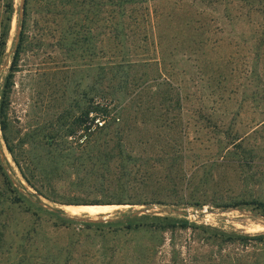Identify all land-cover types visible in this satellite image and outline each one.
<instances>
[{"label":"trees","instance_id":"obj_1","mask_svg":"<svg viewBox=\"0 0 264 264\" xmlns=\"http://www.w3.org/2000/svg\"><path fill=\"white\" fill-rule=\"evenodd\" d=\"M32 1L34 5L31 8V0H26L24 17L18 19L22 29L3 85L0 120L6 146L22 176L37 195L70 205H145L159 202L162 195L147 192V189L161 186L164 182L168 185L178 183L174 172L180 169L189 150L188 143L182 139L188 138V127L193 123L203 128L214 124L221 136L216 143L222 154L220 157L224 155V158L221 162L213 161L211 166L221 165L225 158L235 159L241 166H256L254 158L262 148L260 143L245 147L246 137L238 130L230 132L234 121L226 127L225 120L216 122L212 120V114L217 109L227 111L228 105L235 101L230 93L234 90L229 86L234 76L241 79L238 90L234 91L241 92V101H235L240 108L237 115L246 106L259 109L264 114V72L261 71L264 22L260 20L264 17V0H202L207 4L199 0ZM4 2L0 58L7 49L15 12L14 0ZM198 2L212 9L222 4L232 5L228 10L233 14L232 23L245 19L252 24L255 39L250 40L255 46L250 48L251 61L245 68L234 66L237 54L230 56L227 70L211 65L203 68L197 64L198 50L203 47L201 41L192 38L185 44L181 29L185 27L200 32L206 27L187 8ZM33 14L43 18L42 22L35 21V27H44L52 32L53 26L60 25L61 49H65L69 56L81 52L94 57L98 34L103 44L101 54L104 62L99 67L98 76L92 74L95 79L90 81L84 98L77 99L82 111L73 122L67 126L60 123L59 117L55 128L41 136L35 133L32 138L26 134L15 144L8 134L7 99L13 75L19 68L21 52L28 41ZM98 21L101 30L95 33L93 27ZM116 109L126 118L122 121L115 118V127L106 119ZM133 111L144 112L148 116L144 122L148 124L152 119L150 123L159 132L155 133L158 135L156 140H147V146L161 147L155 158L145 157V160L143 155H137L135 146L123 135L136 124L127 117ZM92 113L96 115L90 116ZM184 115H190L189 120H184ZM98 116L106 122L96 124V118L101 119ZM116 119L120 123H116ZM87 122L90 124L86 125ZM84 124L86 134L81 141L76 134ZM255 126L254 131L259 127L263 130L264 119ZM111 131L116 132L115 139L102 136ZM174 131L181 133L177 146L171 143L176 137ZM29 142L44 148L45 154L40 161L33 159L35 162H26L24 166L17 158L16 149ZM262 142L264 144V139ZM0 177L5 186L0 192V264H113L118 252L115 239L121 234L137 235L144 231L159 239L165 232L176 229H191L194 243H200L198 247L190 246L189 264H264V231L225 230L209 224H197L186 217L150 213L127 214L122 219L108 222H85L82 229H75L70 227L74 221L61 216V210H51L22 192L1 160ZM194 178L192 175L187 180L189 189L195 184ZM173 189L179 200L186 197L184 203L187 206L201 209L209 203L206 190H190L181 198L176 192L177 186ZM222 197L216 195L211 203L222 208L249 206L264 216V193L250 194L249 198L244 194L226 199ZM218 199L222 202H217ZM21 225L22 229H19ZM63 229H69V238L60 243L55 234ZM86 237L95 238L91 246L94 256L87 248ZM107 241L112 243L107 249L109 257L102 260L101 251ZM252 257L254 259L250 262Z\"/></svg>","mask_w":264,"mask_h":264},{"label":"rangeland","instance_id":"obj_2","mask_svg":"<svg viewBox=\"0 0 264 264\" xmlns=\"http://www.w3.org/2000/svg\"><path fill=\"white\" fill-rule=\"evenodd\" d=\"M21 2L22 0H14L15 12L11 23L9 41L4 55L0 58V100L4 87L3 85L6 76L9 74V68L12 64L14 52L16 51H14V48L15 46L17 47L16 36L20 28L18 19L21 18ZM203 3L207 4V2ZM4 4V0H0V33L3 26L2 12ZM30 4L32 8L34 2L31 0ZM205 4L198 2L188 5L187 8L192 11L191 15L193 17L196 16V18L200 20V24L203 26L206 25V27L199 30L200 32L190 30L189 28L185 29V27L181 29L183 31L182 37L185 44H188L192 38L201 41L200 43L203 47L198 50L197 64L201 65L203 68H206L207 65H211L214 68L223 67L227 70V68H229L228 64L231 61L230 56L237 54L234 66L240 69L245 68L248 62L251 61L250 56L252 55V51L250 48L255 46L252 45L253 41L251 42L250 40L255 39L252 24L245 19H241L238 23H232L233 14L231 15V12L228 11L232 9V5L222 4L216 9H212ZM36 20L42 22L43 18L33 14L30 19V34L28 41L25 43V50L21 52L19 68L13 75V83L7 99L8 121L10 122L8 134L13 138L15 144H17L19 138L26 136V134H29V138H32L35 133H39L41 136L48 130L55 128L59 117L60 123H66L67 126L73 122L82 111V108L77 104V99L84 98L83 95L85 91H88L87 87L90 81L95 79L92 78V74H95L97 77L100 71L99 67L104 62L101 54V47L103 44L98 34L96 36L97 49L94 57L82 55L81 52H76L72 57L69 56L65 49H61L60 25L57 24L53 26L51 32L48 29L45 30L44 27H35L34 24ZM260 20L264 22V17L260 18ZM99 24L98 21L96 22V26L93 27L95 33L101 30V27L98 26ZM90 63L91 65H89ZM181 63L184 64L183 62ZM92 69L93 71H91ZM261 71L264 72V57L262 58ZM207 74L208 73H206V75ZM229 84L230 88L236 91L241 84V79L236 76L231 77ZM191 91H194V89L191 88ZM234 91L230 92L232 98L240 102L241 92ZM235 101L232 105H228L229 108L227 111L225 109L215 110L212 114V120L216 122L225 120L226 127L231 121H234L232 123L234 128L231 129L230 132L233 133L238 130L243 134L246 137L244 142L245 147L250 146V144L260 143L262 148L258 150L254 158V160H256L254 165L256 166L250 167L248 164L241 166L237 163V160H230L231 158H225V162H222L221 165L211 166L213 161H223L224 155L220 157L222 154L220 155L219 147L216 143L217 139L221 136L219 132H217L216 127H214V124H210L208 128H203L200 124L196 127L193 123L188 127V138L185 139V137H183L182 139L188 143L189 150L185 153L187 156L183 159V164L181 163L182 166L180 169L174 172V177L177 179L178 183L176 185L173 183L172 185H168L167 182H164L161 186L156 185L148 188L147 192L162 195L159 202H151L145 205L110 204L118 205L119 207L108 213L109 215L107 214V217L112 220H118L126 217L127 214L133 216L144 213L173 215L186 217L191 222L197 224H209L225 230L235 229L252 233L264 231V216L252 210L251 207L222 208L216 207L211 203L215 200L216 195H221L223 196L222 199H226L237 194H244L246 198H249L250 194L264 193V144L262 142L264 139V137H262L264 136V129L262 130V128L259 127L254 131L256 127L255 124L264 119V114L259 109L246 106L241 110V114L237 115L238 110L240 113V108ZM95 115V113H92L90 116L93 117ZM117 117L121 118L122 121L126 118V115L120 113V110L116 109L110 113V116L106 120L116 127L117 125L114 119ZM127 117L130 121L136 122V124L133 125V129L130 130L129 128L126 130L123 135L128 137L127 140L131 141L133 146H135L137 155H143V159H145V157L155 158L158 153L161 152V147L155 145L153 147L147 146V140L150 139V142H153L158 136L157 134L155 135V133H159L155 130V125L150 123L152 119H150L147 124L144 120H146L148 116H146L144 112L136 111L129 113ZM189 117L190 115H184L183 118L184 120H189ZM100 118L102 123L106 122L105 119L102 117ZM117 122L120 123L118 119H116V123ZM95 123L99 125L102 124L97 123V120H95ZM87 124H90V122H87L86 125ZM84 126L85 124L78 129L76 134V136L80 137L81 141L85 139L86 132L83 129L85 128ZM173 134L176 135V137H174L175 139L171 143L177 146L176 144H179L181 140V133L180 131H174ZM114 135H116V132L111 131L109 134L106 135L105 133L102 136L115 139L116 137ZM68 139H71V137H68ZM170 149H172L171 146ZM44 154V148L41 149V147L32 145L31 142L22 145V148L17 147L16 149L17 158L24 166L26 162L32 163L40 161ZM33 159H35V161H32ZM0 160L14 179L15 184L22 192L28 193L35 202H39L45 207L52 206L54 208L67 210L65 206L70 204H61L44 196H39L36 190L28 185L13 155L6 146L4 134L1 129V120ZM192 175L195 177V184L189 189L187 180L192 177ZM180 177L181 179L179 181ZM183 178H186V181L183 182ZM176 186V192L179 193L180 197L184 194L186 195L190 190L192 192L197 188L206 190L209 203L205 204L201 209L187 206L184 203L186 197H181L182 199L179 200L175 196L173 188ZM4 188L5 186L0 177V192ZM222 199H218L217 202H222ZM129 206H132L130 211H128ZM142 210L146 212L134 213ZM83 214L86 213L75 215ZM102 215L105 214L90 216L93 218H100ZM51 222L53 223L54 220H51ZM82 223L85 222L74 221L70 227L82 229ZM19 229H22V225ZM49 229L51 230V227ZM57 234H55V238L57 237L56 239L60 243H65L69 238V229H63L58 235ZM92 239L95 240V238L86 237V245L91 255L94 256L91 246L95 241ZM115 240L118 242L115 243L118 252L115 255L113 264H189L190 246H200L198 241L194 243L191 229L167 231L164 235H161L159 239L150 237L144 231H141L137 235L133 233H123ZM110 245H112V243L107 241L104 249H102V260L104 257L106 258L105 260L109 257L107 249L110 248ZM202 250L203 249H200V251ZM206 252L209 253V251ZM253 259L254 257L249 258L250 262H252Z\"/></svg>","mask_w":264,"mask_h":264},{"label":"water","instance_id":"obj_3","mask_svg":"<svg viewBox=\"0 0 264 264\" xmlns=\"http://www.w3.org/2000/svg\"><path fill=\"white\" fill-rule=\"evenodd\" d=\"M25 6H26V0H22L21 2V12H20V16L21 18H23L24 16V12H25ZM21 26L18 30L17 36H16V45L20 39V33H21ZM16 50V46L14 48V51ZM47 208L54 210L56 212H58L59 210H61L62 212L60 213L61 216L73 220V221H78V222H88V223H95V222H108L109 220H112L111 218H108L105 215L100 216V218H93L88 214H83V215H75V214H71L70 212H68L67 210H64L62 208H54L52 206H46ZM132 208V206H129L128 211H130ZM60 212V211H59ZM139 212H146L145 210L142 211H136L134 213H139ZM123 217V216H122Z\"/></svg>","mask_w":264,"mask_h":264},{"label":"bare ground","instance_id":"obj_4","mask_svg":"<svg viewBox=\"0 0 264 264\" xmlns=\"http://www.w3.org/2000/svg\"><path fill=\"white\" fill-rule=\"evenodd\" d=\"M118 205L110 204H81V205H66L67 209L71 214H90V215H99L105 214L107 216L115 208H118ZM109 215V214H108Z\"/></svg>","mask_w":264,"mask_h":264},{"label":"built area","instance_id":"obj_5","mask_svg":"<svg viewBox=\"0 0 264 264\" xmlns=\"http://www.w3.org/2000/svg\"><path fill=\"white\" fill-rule=\"evenodd\" d=\"M96 120H97L98 123H100V124L102 123L99 118H97Z\"/></svg>","mask_w":264,"mask_h":264}]
</instances>
